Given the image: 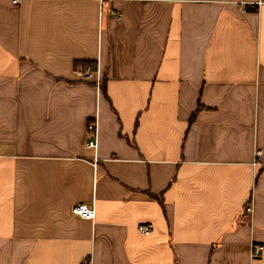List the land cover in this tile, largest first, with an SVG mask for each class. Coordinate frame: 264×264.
<instances>
[{"label":"crops","instance_id":"crops-1","mask_svg":"<svg viewBox=\"0 0 264 264\" xmlns=\"http://www.w3.org/2000/svg\"><path fill=\"white\" fill-rule=\"evenodd\" d=\"M256 161L264 0H0V264H264Z\"/></svg>","mask_w":264,"mask_h":264},{"label":"built area","instance_id":"built-area-1","mask_svg":"<svg viewBox=\"0 0 264 264\" xmlns=\"http://www.w3.org/2000/svg\"><path fill=\"white\" fill-rule=\"evenodd\" d=\"M20 0H13L14 3L19 2ZM75 74H77V78L80 81H87L94 83L97 87H100L103 83V78L101 76L100 70L98 65L96 64V67L92 68L91 66L87 67H78L75 69ZM87 142H86V148L87 149H96L97 148V126L95 122H91L87 126ZM255 159H258L262 156V151L258 150L255 154ZM255 165L262 166L264 165V161H256ZM245 211L249 214L253 213V206L252 204H249ZM73 214L76 216H79L86 220H94L96 216L95 209L86 204H77L73 207L72 210ZM138 230L143 233L144 235H149L152 231V226L150 225H139ZM264 251V246L261 244H253L252 245V251L251 256L252 258H259Z\"/></svg>","mask_w":264,"mask_h":264},{"label":"trees","instance_id":"trees-1","mask_svg":"<svg viewBox=\"0 0 264 264\" xmlns=\"http://www.w3.org/2000/svg\"><path fill=\"white\" fill-rule=\"evenodd\" d=\"M87 67V66H91L92 68L96 67V63L92 62V61H84V62H77L75 64V69L78 67ZM102 88H103V92L106 94V88H104V85L102 83ZM198 108L195 110V112L192 114L191 118H190V122L193 123L196 118H197V114L204 108V106L200 103L197 106Z\"/></svg>","mask_w":264,"mask_h":264}]
</instances>
